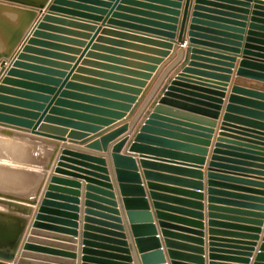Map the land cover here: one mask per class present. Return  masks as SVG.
Wrapping results in <instances>:
<instances>
[{
	"label": "water",
	"instance_id": "95a60500",
	"mask_svg": "<svg viewBox=\"0 0 264 264\" xmlns=\"http://www.w3.org/2000/svg\"><path fill=\"white\" fill-rule=\"evenodd\" d=\"M190 1L193 2L192 7H190ZM204 1L213 4L224 2L225 4L220 5H225L227 8L232 7V9L239 10L242 13H246L252 3L253 11L247 31L245 49L242 53L241 60L238 62L234 85L240 83V81H244L245 78L252 80L254 78L264 82V47L258 45H264V26L254 23H264V19L258 18L259 16H264V1L262 0L165 1L174 8L165 9L170 15H159L161 19L168 23L162 22L157 24L162 28H167L169 31L159 32L156 34L158 36L147 38L155 41L161 47L158 49H150L153 53L149 54L154 56H140V59H143L140 61H144L141 64L126 60L119 61L136 66V69L133 70L118 66H106L127 73L129 75L128 77L111 76L117 80L124 81L126 84L121 85L91 80L116 88L121 92H109L107 90L92 89L85 86L80 87L88 91H95L97 94L112 96L115 100L74 94L67 90H61V88L56 90L53 86L60 85L58 78L34 73L46 72L50 75H63V72L39 65L44 62L55 65L61 64L32 56L38 53H51L33 47L36 44H47L35 38L36 36L47 35L39 30L47 27L45 21L57 20L70 22V20L64 19L53 12L65 13L58 6L59 4L80 7L100 13L103 12L102 9L65 0H51V2L50 0H0L1 67H4L5 60L10 59L12 56V60H9L11 62L6 71L2 68L1 73L5 71V76L0 79V264H9L11 262H14V264H50L47 262L74 264L75 252H70L64 247L46 245L43 242L45 240L36 237L39 234L57 235L55 233H62L70 235L67 240L62 239L63 241L75 243L74 237L77 235V228L79 227L76 212L79 210L77 205L79 203L80 192L77 188H79L80 184L75 180L53 175L54 173L74 175V168L65 164V159H70L69 157L72 156L82 159L76 163L92 166L100 173L96 174L97 176L94 175L95 178H90V176L84 177L86 180L85 206L87 208L84 212L86 216H84L83 224L81 225L82 264H89L90 260L108 263L109 260L106 259L108 257L119 258L125 261L120 264H132L129 243L123 231L118 204L115 199V194L112 191L111 180L107 174L104 156H89L63 147L56 159V152L59 147L58 142L59 140H64L66 136L72 140L83 138L84 132H81L82 130H93L96 128L95 125L90 123H111L110 118H124L121 126L106 135L99 136L100 138L98 140L86 145L89 148L106 151L108 143L128 129V123L126 121L135 114L138 107L141 106L140 103L145 101L147 92L157 77L159 71L158 66L169 55V50L173 49L174 41L179 45H183L185 40L188 44L183 55L181 69L172 78L166 77V81L160 88L155 99L150 101L146 109L142 112L143 117L137 125L133 136L129 138L125 135L114 142L110 146L109 156L113 167V175L117 183L116 188L119 193L121 207L125 211V216L128 219L127 224L132 242L135 250L140 254L143 264H203V258L200 256L203 253L201 248L202 232L192 230L191 233L194 236H187L169 230L171 228H169L170 224L167 221H179L199 229L202 228V223L198 220H191L166 212L168 210H174L201 219L202 214L200 212L172 206L166 203V201L185 203L195 208H201V204L196 201L192 202L191 200H185L184 198L169 196V194L159 192L166 190L200 197L199 192L202 189L200 183L179 180L172 176L147 170L146 167L169 171H183L196 176L200 175L196 170L191 171L170 166L157 162L161 160H154L149 157H175L201 162L202 157L200 155L205 153V148L200 147V145L207 144L208 132L211 131V128H207V126H213L214 119L217 117L218 103L220 100L214 98L215 96H203L196 92L186 90L187 88H205L212 94L218 92L215 90L217 89L215 87L208 85L198 86L195 82L187 80L195 79V81H203L188 76V73L202 72L198 70L199 68L196 69L194 67L207 69L210 67L209 64L205 63H210L211 60L207 56L201 57L199 55L209 56L214 52L198 48L197 45H207L214 48L222 47L219 44L199 40L202 35L195 31L197 29L195 23L199 21L197 17L202 14L198 10L204 8V6L200 5ZM99 3L104 4V2ZM45 7L46 12L41 15L40 21L29 34V27L37 11ZM190 8H192L191 12H189ZM206 9L214 10L212 8ZM225 13L229 14L233 12ZM76 14L75 16H77ZM232 15L245 18V14H239L240 16H237L233 13ZM189 16L191 17L190 24L187 26L186 19L188 20ZM228 37L233 40L225 38L216 39L231 42L235 45L239 44V36L236 34H229ZM175 38L176 40H174ZM223 47L222 49H233L228 46ZM197 61H203V63ZM83 62L87 61L84 60ZM187 62L188 64H186ZM255 69L257 71H254ZM78 70H83V68H78ZM226 71L228 72V70ZM99 74L110 76L103 72ZM220 76L227 79V75L222 74ZM35 81L41 83L38 84ZM248 84L264 85L261 83H253V81H249ZM67 86L78 87L72 83H67ZM235 92H242L252 96L255 95L260 97L261 100L231 94L228 97L226 105L227 111L239 112L264 119V93L243 90L238 86H233L231 93ZM152 93L148 96L152 95ZM48 94H52V96L49 97ZM58 94L82 98L81 100L101 104L108 108L71 102L58 98ZM61 104L80 108L83 112L80 113L58 108L57 105ZM93 112L102 116H94L92 114ZM226 120L242 122L255 127L259 133L240 128L234 129L245 133L243 135H253L255 133L256 137L254 139H259L260 142L264 141V132H262L264 131V122L236 116L228 112L223 115L222 121ZM67 127L73 129L69 131ZM220 129L221 131L225 130L223 127H220ZM222 133L220 132L219 135L221 136ZM249 137L253 136L250 135ZM128 140L129 144L126 152H121L123 145ZM219 140L220 138H218L217 142ZM217 147V144H215L214 153L217 152ZM246 147H249V151L253 149L251 146ZM256 149V151H263L259 150V148ZM130 152L141 154L140 164L145 168L143 175L148 180L146 183L147 189L149 190L148 193L145 192V187L140 178L139 168L134 155L130 154ZM215 155L213 154L211 156V162L208 165L209 172L207 175L209 178L215 176L210 172L214 164L213 161L217 158ZM237 155H244L243 157L248 158L253 157L251 154ZM261 156V160L264 161V154ZM55 159L56 162L53 166ZM84 161H89L96 165L88 164ZM238 161L245 162L243 160ZM155 179L188 183L194 185L197 192H186L184 190L159 186L155 182H152ZM211 183L210 181L209 184ZM262 185L264 186V183ZM91 191L97 192L99 195ZM260 194L264 195V192ZM92 200H98L109 206L96 204ZM253 206L264 211L263 205L254 204ZM90 207L100 208L106 211L98 212L94 210L95 208L91 209ZM89 215H99L105 220L93 218ZM252 215L260 217L262 214L260 212H254ZM248 221L250 223L256 222L255 225L257 226H238L215 222L213 220H209L208 224L211 227L220 224L231 225L232 227L251 232V234L240 235L242 238H251L260 241L257 248L255 249V244H242L249 245L246 251L253 252L255 250L251 264H264V228L261 229L263 222H260V220ZM99 224L108 228L97 226ZM261 231L262 235L257 236V233L259 234ZM210 232L218 233V230L211 228ZM177 239L192 241L194 245L181 243ZM210 241H213V239H210ZM60 245L64 246V244ZM68 247L73 251V246ZM91 247H95V249ZM98 248H107L122 254H112L99 250ZM180 250H190L193 254ZM252 252H246L245 256L243 255V257L233 259L248 263L250 257H252ZM92 255L103 256L105 258L94 257ZM211 255L213 256V254ZM245 257H249V259ZM210 264L219 263L210 262Z\"/></svg>",
	"mask_w": 264,
	"mask_h": 264
},
{
	"label": "crops",
	"instance_id": "0c3cea01",
	"mask_svg": "<svg viewBox=\"0 0 264 264\" xmlns=\"http://www.w3.org/2000/svg\"><path fill=\"white\" fill-rule=\"evenodd\" d=\"M71 1L78 4H84L89 7L93 8H100L103 10L102 13L93 11V10H86L80 7H73L65 4H59L58 6L63 9L65 13L55 12L54 13L60 15L64 19L70 20V22H62L57 20H47L45 21V25L47 27H43L39 29L42 33L47 34L45 36H36L37 40L45 42L47 44H36L33 47L38 48L45 52H51L50 54L42 53V54H33L35 58H40L45 61H52L57 62L61 65L50 64L44 62L42 64L39 63H32V64H39L45 68H51L53 70H58L59 72H63V75H50L46 72H34L37 74L49 75L53 76L54 78H58L60 85H54L53 88L58 90H67L68 92H72L74 94H80L85 96H96L102 97L108 100H115L112 96H105L101 94L95 93V91H88L85 88H80L81 86L90 87L92 89H100V90H107L109 92H121L116 88L109 87L105 84L91 81V80H99L102 82H111L114 84H126L124 81L117 80L113 75L116 76H126L129 75L124 72H120L114 70L110 67L106 66H118L121 68H127L129 70L136 69V66L119 62L121 61H129V62H137L143 63L144 61H140V56H154L149 53H153L150 49H158L161 48L159 45L147 38H152L158 36L159 32L169 31L167 28H162L157 23H168L159 17V15L166 16L170 15L168 12L165 11L167 8H174L168 5L165 1L170 0H65ZM264 1V0H262ZM51 2V0H50ZM49 2V3H50ZM104 2V4L99 3ZM191 2L190 7H192L193 2ZM211 2V1H209ZM48 3V4H49ZM220 4H225L224 2H219ZM107 4V5H106ZM212 4V5H211ZM220 4H213L208 2H203L200 4L204 6L198 10L201 12L197 18L199 21H196L195 26L196 32L201 34V38L199 40L212 42L214 44H219L222 47L214 48L207 45H197L198 48L203 50L212 51V55H199L201 57L207 56L209 58L210 63L207 62L205 64H209L210 67L201 68V67H194L202 72H190L188 76L197 78L203 81H195V79H187L189 81H193L198 86L208 85L211 87H215L218 92L215 94L210 93L205 88H187L186 90H190L201 94L203 96H215L220 100L219 108L217 117L214 119L213 126H207V128H211V131L208 132L209 136L207 137V144L200 145V147L205 148V153L200 155L202 157L201 162H195L185 158H175V157H160V156H152L149 158H153L154 160H161L157 162L165 163L170 166H175L181 169L186 170H196L199 172V176L193 175L191 173H186L183 171H169L164 169H155L146 167L147 170H151L153 172H157L159 174H164L167 176H172L178 178L179 180H185L187 182H199L200 187L202 188L200 193V197H194L190 194H184L179 192H172V191H159L165 194H169V196H175L178 198H184L185 200H191L192 202H198L201 204V208H195L191 205L185 203H178V202H169L166 203L176 206L179 208H183L186 210L191 211H198L202 214V218H195L191 215L185 214L183 212H178L174 210H168L166 212L170 214H174L179 217L188 218L191 220H198L202 223V228H196L195 226L188 225L179 221L168 220L167 223L170 224L169 230L179 232L181 234H185L187 236L192 235V230L201 231V239L202 244L201 248L203 253L200 255L203 258V264H210V262H217L219 264H251L253 260V256L255 250L246 251L249 248V245L245 244H255V249L257 248L260 241L253 240L251 238H242L240 234H251V232L247 230H243L240 228L232 227L231 225H224V224H234L238 226H257L255 223H250L248 220H260L263 222L261 229L264 228V211L255 208L254 204H260L264 206V195L260 194L264 192V161L261 160L264 154V141L260 142L259 139H254L256 137L255 133H259L255 127L251 125L244 124L242 122L226 120L222 121L223 115L225 113L233 114L236 116H241L244 118L252 119L259 122H264V119L258 117H252L249 115H245L239 112H232L227 111L226 105L228 101V97L231 94L236 96H244L248 98H253L255 100H261L260 97L255 95H249L242 92H235L231 93V89L233 86H238L243 90H252L253 92L257 93H264V85H250L248 84L249 81H253V83H261L264 84L263 81H259L257 79H250L245 78L244 81H240V83H236L234 85V81L236 78V70L238 68V62L241 60V56L243 55V51L245 49L246 43V36L247 31L249 29V23L252 15V3L249 6L246 13L239 12V10H234L232 7H225V5ZM228 4V3H227ZM230 4V3H229ZM234 6V5H232ZM47 7V6H46ZM46 7L44 9L38 10L36 16L33 18L29 34L35 28L36 24L40 21L41 15L46 12ZM243 8L242 6H240ZM206 8H212L206 9ZM219 10V11H218ZM192 11V8L189 9V12ZM72 12V13H71ZM225 12H233L234 15L240 16L239 14H245V18H239L233 16V13L226 14ZM75 13H77L75 16ZM88 14V15H82ZM79 15V16H78ZM254 15V14H253ZM190 16L188 20L186 19V25L190 24ZM258 18L264 19V16H259ZM242 22V23H241ZM255 24H260L264 26L263 22H254ZM232 26V27H231ZM240 30V31H239ZM236 34L239 36L238 42L239 44L235 45L231 42H224L222 40L216 38H225L229 40H233L232 38L228 37L229 34ZM28 34V36H29ZM227 35V36H226ZM141 38V39H139ZM187 39V37H186ZM176 40V38L174 39ZM173 43V49L169 50V55L163 59L161 65L158 66L159 71L157 73V77L153 81L149 91L147 92V96L145 101L140 103V107H138L135 114L126 121L128 123V129L125 132L120 133L114 139H112L108 143V147L106 151L103 150H96L93 148L86 147V145L90 142L98 140L100 137L110 133L111 131L115 130L119 126L123 124L124 118L116 119L110 118L111 123H90L96 126L93 130H78L84 132V137L78 140L69 139L67 136L64 140H59L58 142V149L56 152V159L60 154L63 147L74 151V152H81L83 154L89 156H104L105 158V167L107 169V174L111 180V184L113 187V192L115 194V199L118 204L119 210V217L121 218V223L123 225V231L126 236V240L129 243V250L130 255L132 258V264H143L140 258V254L135 250L132 237L128 229V219L125 216V211L121 207L120 197L118 190L116 188L117 183L115 181L113 175V167L111 164L110 159V146L116 142L118 139L122 138L126 135V137H132L137 125L141 121L143 117L142 112L146 109L147 104L150 101H153L156 95L159 93L160 88L166 81V77L172 78L176 72L181 69V63L183 60V55L185 54V50L187 48V41L183 45L177 44L176 41ZM51 44V45H48ZM255 44V43H253ZM263 46V44H258ZM223 46H228L233 49H222ZM32 54V53H29ZM9 60H12V56L10 59H6L4 63V67H1L0 64V79L5 76V71L9 67ZM86 60L87 62H83ZM203 63V61H197ZM188 64V62L186 63ZM231 64V65H228ZM38 65V66H39ZM65 65V66H62ZM187 66V65H186ZM2 68L5 69L4 72L1 73ZM11 68V67H10ZM78 68H83V70H78ZM228 70V72L226 71ZM254 71H257L256 69ZM97 72V73H96ZM103 72L107 75L99 74ZM213 74V75H211ZM227 75V79H224L220 75ZM76 76V77H72ZM16 79L27 80L24 78L19 77H12ZM207 81V82H204ZM210 82V83H208ZM35 83L40 84L41 82L35 81ZM67 83L76 84L78 87L67 86ZM63 85V86H62ZM29 90V89H25ZM33 91V90H30ZM37 92V91H34ZM153 92V93H152ZM220 92V93H219ZM148 96L149 94H151ZM46 95L45 93H42ZM11 96V95H9ZM49 97L52 94H48ZM58 98H62L64 100H68L71 102H77L80 104H91L96 105L99 107L108 108L101 104H95L87 100H81L82 98L78 97H71V96H62L61 94L57 95ZM144 102V103H143ZM143 104V105H142ZM53 106V104H52ZM58 108L72 110L74 112H83L82 109L73 107V106H66V105H57ZM141 108V109H140ZM140 109V110H139ZM48 114V113H47ZM94 116H102L98 115L97 113H92ZM59 116V115H56ZM66 118V117H63ZM224 124V125H222ZM220 127H223L225 130L221 131ZM253 127V128H252ZM246 129L253 131L255 133L250 134L253 137H249L250 135H243L245 133L238 131V129ZM73 128L67 127V130H72ZM220 132H223L220 136ZM264 132V131H262ZM218 138L220 140L217 142ZM75 142V143H73ZM81 143V144H80ZM129 140L123 145L121 152H126L128 148ZM217 144V152L214 153V145ZM253 147L252 151H249V147ZM259 150L263 151H256ZM184 152V151H181ZM134 155V158L137 162V166L139 168V175L143 182V186L145 187V192L148 193L149 190L147 189L146 183L148 182L143 175L144 167L140 164V156L139 153H131ZM216 154L217 158L214 159L213 167L211 168V173L214 174V177H208V165L211 162V156ZM237 154H251L253 157H243ZM146 156V155H142ZM70 159H65V164L69 167L74 168L75 172L74 175H67L63 173H54L53 175L58 176L60 178L71 179L79 182L80 186L77 188L79 190V203L78 208L79 210L76 212L78 218L77 223L79 227L77 228V235L74 237L75 243H68L63 240H67L70 235H65L62 233H55L57 235H48V234H39L36 236L37 238H41L45 240L43 242L46 245H50L53 247H64L70 252H75V258L73 259L74 264H82V245H81V225L83 224V218L85 215V192H86V180L85 176H90V178H95L96 174L99 171L92 166H88L86 164H79L76 163L78 160H82L76 158L74 156L69 157ZM56 159L53 163L55 165ZM150 160V159H149ZM238 160L245 161L240 162ZM167 161V162H166ZM88 164L96 165L89 161H84ZM51 173V172H50ZM52 174V173H51ZM100 174V173H99ZM95 175V176H94ZM212 182L209 184V182ZM94 183L93 181H90ZM159 186H165L169 188H174L177 190H184L186 192H197V189L194 185H190L188 183H181L178 181H165L161 179L152 180ZM94 194H98L97 192L91 191ZM99 195V194H98ZM96 204H101L102 206H109L103 202L98 200H92ZM150 201V200H149ZM249 204V205H247ZM94 209L95 207H90ZM98 212H105L100 208H95ZM254 212H260L262 215L255 216L252 215ZM93 218L101 219L104 218L100 217L99 215H89ZM105 220V219H104ZM213 220L215 222H221L224 224L216 225V226H209L208 221ZM104 228V225H97ZM177 226V228H175ZM218 230V233L210 232V229ZM260 228V227H259ZM255 234V233H254ZM43 235V236H40ZM262 235V231L257 236ZM108 236V235H107ZM63 239V240H62ZM160 239H162L160 237ZM213 239V241H210ZM179 242L184 244H193L192 241L189 240H182L177 239ZM55 244V245H53ZM64 244V246L60 245ZM109 245H114L111 243H107ZM73 246V251H71L70 247ZM96 247V246H95ZM95 247H91L95 249ZM254 248V245H253ZM104 252H109L112 254H122L120 252H116L111 249L105 248H98ZM182 252H188L193 254L190 250H180ZM246 252H252V257H245L249 259V262H241L238 259L246 255ZM213 254V256L211 255ZM94 257H101L92 255ZM165 256V255H164ZM59 258V257H57ZM166 258V256H165ZM109 262H102V261H93L90 260L89 264H120L125 261L120 260L119 258L108 257L106 258ZM167 259V258H166ZM47 262V261H43ZM152 262V261H149ZM50 264H64L62 262H47ZM9 264H14L11 262ZM67 264V263H65ZM166 264V263H165Z\"/></svg>",
	"mask_w": 264,
	"mask_h": 264
}]
</instances>
